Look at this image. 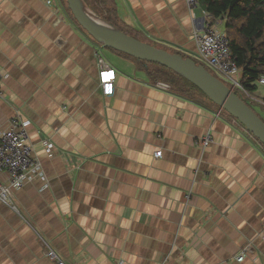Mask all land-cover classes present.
<instances>
[{"label": "crops", "instance_id": "1", "mask_svg": "<svg viewBox=\"0 0 264 264\" xmlns=\"http://www.w3.org/2000/svg\"><path fill=\"white\" fill-rule=\"evenodd\" d=\"M53 1L0 0V131L16 112L29 120L41 165L15 192L19 213L0 201V264H52L47 244L66 264H264L263 144L215 103L150 79ZM90 1L112 28L205 66L184 0ZM100 59L116 73L110 96Z\"/></svg>", "mask_w": 264, "mask_h": 264}, {"label": "built area", "instance_id": "2", "mask_svg": "<svg viewBox=\"0 0 264 264\" xmlns=\"http://www.w3.org/2000/svg\"><path fill=\"white\" fill-rule=\"evenodd\" d=\"M192 20L197 19L200 26L196 27L193 37L196 42L199 59L207 64L220 77L229 81L233 86L243 91L244 94L255 102L264 104L259 98L252 97L240 82L241 71L230 53L229 40L224 31V19L214 18L207 11L201 9L200 0H184ZM48 4H53V0H46ZM200 10L201 15H196ZM102 63V60L100 59ZM103 64V63H102ZM105 73H111L106 77ZM5 77L0 71V97L4 98L5 92L2 81ZM115 70L103 68L99 72V81L102 94L110 96L114 92ZM258 83L264 85V76L258 78ZM235 91V90H234ZM29 120L24 119L20 113L16 112L7 122L4 130L0 131V201L19 213L15 192L20 189L26 181L31 180L41 174V165L34 156L33 147L29 140L28 125ZM212 142L210 133L196 139V143L202 150L206 149ZM47 148L52 147L51 141H44ZM156 156L161 155V150L155 152ZM5 172L8 179L5 181L1 174ZM190 198V194H187ZM252 251V244H247L240 254L235 257L236 261H242L246 253ZM46 256L52 264H66L57 252L47 244Z\"/></svg>", "mask_w": 264, "mask_h": 264}, {"label": "trees", "instance_id": "3", "mask_svg": "<svg viewBox=\"0 0 264 264\" xmlns=\"http://www.w3.org/2000/svg\"><path fill=\"white\" fill-rule=\"evenodd\" d=\"M83 2L100 18L114 25L110 17L103 15L91 6L90 0H83ZM200 4L212 17L224 19V31L229 40L230 53L241 71L240 82L251 94V91L257 87L258 78L264 76V0H200ZM66 9L74 19L68 6ZM124 54L142 62L150 79L168 84L176 94L192 100H198L200 96L212 102L189 79L177 71L155 62ZM200 64L202 65V63ZM235 92L238 94L237 91ZM239 97L249 107L251 104H255V101L249 97H245L246 99L240 95ZM261 100L264 101V98ZM260 118L264 121L261 116Z\"/></svg>", "mask_w": 264, "mask_h": 264}, {"label": "water", "instance_id": "4", "mask_svg": "<svg viewBox=\"0 0 264 264\" xmlns=\"http://www.w3.org/2000/svg\"><path fill=\"white\" fill-rule=\"evenodd\" d=\"M66 1L77 23L97 42L138 59L167 66L182 74L198 87L213 103L240 122L264 146V121L231 87L213 75L203 65L196 63L190 58H184L177 53L156 47L114 28L115 32L109 34L88 19L84 13L82 0Z\"/></svg>", "mask_w": 264, "mask_h": 264}, {"label": "rangeland", "instance_id": "5", "mask_svg": "<svg viewBox=\"0 0 264 264\" xmlns=\"http://www.w3.org/2000/svg\"><path fill=\"white\" fill-rule=\"evenodd\" d=\"M63 4L67 7V1L66 0H62ZM82 6L84 8V10H88L89 12L93 13L91 10H89L86 6V4L82 1ZM95 15V13H93ZM97 16V15H96ZM205 67L211 72L213 73L215 76H217L219 79H221L226 85H228L229 87H232L233 85L223 79L222 77H220L216 72H214L207 64H205ZM235 91H237V93L244 99H246L245 97H247L243 91L239 90L238 88H234ZM261 90V91H260ZM252 97H257L256 95L258 96H263L264 95V86L262 85H259L256 87L255 90L251 91V94H250ZM255 104H251V107L264 119V105L261 104V103H258V102H254Z\"/></svg>", "mask_w": 264, "mask_h": 264}, {"label": "bare ground", "instance_id": "6", "mask_svg": "<svg viewBox=\"0 0 264 264\" xmlns=\"http://www.w3.org/2000/svg\"><path fill=\"white\" fill-rule=\"evenodd\" d=\"M84 13L92 23L97 25L103 31L109 34H113L115 32V30L110 25H108L105 21H103L101 18L97 17L93 13L89 12L86 9L84 10Z\"/></svg>", "mask_w": 264, "mask_h": 264}, {"label": "clouds", "instance_id": "7", "mask_svg": "<svg viewBox=\"0 0 264 264\" xmlns=\"http://www.w3.org/2000/svg\"><path fill=\"white\" fill-rule=\"evenodd\" d=\"M62 206H63L64 211L67 212L68 211V206H67V202L66 201L63 203ZM81 223H83V220L81 221Z\"/></svg>", "mask_w": 264, "mask_h": 264}, {"label": "snow or ice", "instance_id": "8", "mask_svg": "<svg viewBox=\"0 0 264 264\" xmlns=\"http://www.w3.org/2000/svg\"><path fill=\"white\" fill-rule=\"evenodd\" d=\"M104 75H105L106 77H108V76L111 75V73H105Z\"/></svg>", "mask_w": 264, "mask_h": 264}]
</instances>
